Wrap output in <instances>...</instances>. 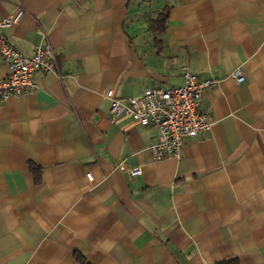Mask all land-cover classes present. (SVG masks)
I'll return each mask as SVG.
<instances>
[{
  "label": "crops",
  "instance_id": "obj_1",
  "mask_svg": "<svg viewBox=\"0 0 264 264\" xmlns=\"http://www.w3.org/2000/svg\"><path fill=\"white\" fill-rule=\"evenodd\" d=\"M18 14L2 34L30 56L43 29L57 73L0 99V264H264V0H0ZM184 66L216 81L210 129L156 160L157 130L110 123L104 93L180 87Z\"/></svg>",
  "mask_w": 264,
  "mask_h": 264
},
{
  "label": "built area",
  "instance_id": "obj_2",
  "mask_svg": "<svg viewBox=\"0 0 264 264\" xmlns=\"http://www.w3.org/2000/svg\"><path fill=\"white\" fill-rule=\"evenodd\" d=\"M19 17L20 14L0 21V58L7 67L6 77L0 80L1 100L34 92L37 88L33 81L35 72L57 73L55 56L43 29L37 30L40 42L33 47L30 56L14 49L4 37L1 30L17 23ZM182 70L184 84L180 87L147 88L140 95L125 99L116 98L113 89L104 93V98L110 102V123L115 124L119 119L128 117L141 126L157 130V140L149 147L156 160L168 157L179 159L184 139L210 129L209 113L202 108V103L206 92L215 86L216 81L198 79L187 66ZM231 76L236 84L244 81L239 69ZM127 174L132 179L141 175V170L136 167ZM86 177L88 181L92 180L90 173Z\"/></svg>",
  "mask_w": 264,
  "mask_h": 264
},
{
  "label": "trees",
  "instance_id": "obj_3",
  "mask_svg": "<svg viewBox=\"0 0 264 264\" xmlns=\"http://www.w3.org/2000/svg\"><path fill=\"white\" fill-rule=\"evenodd\" d=\"M165 21V15L163 14V12L158 16V19L156 21H149V29L154 31V32H159L161 31L163 28V23ZM156 29V30H155ZM30 170L32 172V174L34 175V180L36 183H39L41 181V172L40 169L33 165L30 164ZM78 261L82 264H87L86 262H84V260H82L81 258H77ZM218 264H235V262L233 261H225V262H221Z\"/></svg>",
  "mask_w": 264,
  "mask_h": 264
}]
</instances>
